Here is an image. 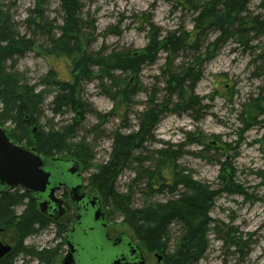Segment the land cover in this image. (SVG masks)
<instances>
[{"label": "rangeland", "instance_id": "1", "mask_svg": "<svg viewBox=\"0 0 264 264\" xmlns=\"http://www.w3.org/2000/svg\"><path fill=\"white\" fill-rule=\"evenodd\" d=\"M199 1L193 10L177 6L169 0H83L81 17L87 22L83 23L82 31L92 34L90 51L102 50V57L117 49H142L147 44V20L163 34L180 28L193 31L197 12L203 10L204 4L210 0ZM261 1L248 0L240 16L249 20L258 16L260 21L264 20ZM0 5L9 11L15 30L36 41L32 51L15 58L14 63H7L10 70L21 74L23 82L44 95L43 116L34 127H29L31 138L37 132H47L70 123L74 117L72 111L63 110V114L57 115L52 113L51 102L56 90L49 85L52 79H45L52 71L56 78L68 81L69 62L64 57L47 53L42 49L47 47L46 38L38 31L34 35L36 27L32 22L36 21V13L31 11L36 8L35 1L0 0ZM43 16L60 24L62 13L57 0H47ZM27 19L32 22L26 24ZM249 20L245 21L246 32L239 37L242 41L236 36L225 40L215 56L204 63L202 76L192 94L190 90L186 93V99L191 98L193 103L185 106L176 97L171 98L145 149L140 154L136 153L142 159L148 157V161L133 164L131 169L123 170L116 180L117 190L122 194L129 191L130 183H135L131 190V207L140 208L147 202H144V193L141 192L143 186L134 181L135 174L144 172L153 163L158 150L170 147L182 152L178 164L184 175L208 191L216 192L192 209L193 214L206 215L209 224L208 249L197 264H264V112L256 116V120L248 122L245 127H249L243 132L241 129L244 126L240 121L241 117L245 118L244 114L241 116L242 105L256 95L264 96V71L256 59L264 47V26L261 30L250 32ZM91 22L94 23V34ZM218 35L208 28L200 43L205 48ZM196 55V50L190 49L174 56L171 60L173 69L191 62ZM165 63L166 54L160 52L155 62L142 67L138 76L140 90L130 106L113 103L111 95L115 88L107 79L100 80L94 76L83 85L82 97L89 103L92 112L84 117L75 133L93 154L88 160L89 168L82 171L84 179L108 160L111 137L115 131L125 134L135 131L137 115L152 106L149 98L159 104L164 100L165 81L161 77V68ZM94 70L97 71V68ZM129 82L131 86L135 85V80ZM259 108L264 109V105ZM3 127L10 132L12 130L9 122ZM84 191L99 199L101 197L92 192L86 182ZM58 196L70 205L73 213L74 207L64 193L60 191ZM148 199L153 203H163L167 196L155 195ZM108 228L111 236L125 233L134 237L117 214L109 217ZM56 233L57 227L49 225L27 237L22 246L34 251L52 249L62 241L56 238ZM169 233L167 250L162 251L165 256L171 253L177 238L183 235V225H173ZM4 238L12 240L15 264H57L58 259L47 261L45 258L44 262H40L28 253L18 252L19 241L10 228L0 235V241ZM232 238L234 246L225 241ZM144 256L148 264H156L155 259L145 251Z\"/></svg>", "mask_w": 264, "mask_h": 264}, {"label": "trees", "instance_id": "2", "mask_svg": "<svg viewBox=\"0 0 264 264\" xmlns=\"http://www.w3.org/2000/svg\"><path fill=\"white\" fill-rule=\"evenodd\" d=\"M34 1L36 8L31 13H36V21L27 19L26 24L32 22L36 27L34 35L38 31L46 38L47 47L42 49L51 55L64 57L69 62L68 81L56 78L52 71L45 77L46 80L52 79L49 85L56 90L51 102L52 113L57 115L63 114V110H70L74 117L70 123L54 130L51 128L47 132H37L31 138L29 127H34L43 116L44 95L42 91L37 92L34 86L23 82L21 74L10 70L7 63H14L15 58L32 51L36 41L20 35L9 18V11L0 5V126L8 122L12 125V130L9 131L12 141L19 144L25 141L26 145L34 147L41 155L73 159L82 171H87L88 160L93 154L75 133L84 117L92 112L89 103L83 100V85L94 76L100 80L107 79L111 87L115 88L111 95L113 103L116 106H130L133 97L140 90L138 76L142 67L155 62L157 54L164 52L166 63L161 68V77L165 81L164 100L159 104L150 97L152 106L137 115L135 131L125 134L117 130L112 134L108 160L97 166V170L85 182L92 192L101 196L107 220L115 214L119 215L135 239L149 252L166 251L169 229L175 224L183 225L184 233L177 238L171 253L165 256L164 263L197 264L208 247L209 224L206 215L202 212L199 216L196 212L193 214L192 209H196L216 192L208 191L184 175L178 164L182 152L170 147L158 150L153 163L144 172L135 174L134 181L143 186L141 192L144 193V202H147L140 208L131 207V190L135 183H130L129 191L122 194L117 190L116 180L123 170L131 169L133 164L148 161V157L142 159L136 153L140 154L145 149L159 117L167 111L171 98L176 97L185 106L192 104L191 98L186 99V93L190 90L192 94L195 84L202 76L204 63L215 56L225 40L236 36L242 41L239 37L243 36L242 32H246L245 21L249 18L241 17L240 13L248 0H210L204 4L203 10L197 12L191 32L180 28L163 34L147 20V44L144 48L117 49L104 57L101 56L102 50L90 51L92 34L82 31L83 23L87 22L81 17L83 0H57L62 13L60 24L50 22L43 16L47 0ZM169 1L189 9L200 3L199 0ZM260 7L264 13V0ZM91 24L94 34V23ZM263 24L264 20L260 21L257 16L248 21V29L250 32L258 31ZM208 28L219 35L204 48L200 42ZM190 49L196 50L197 54L192 61L183 63L177 70L173 69L172 58ZM256 59L264 71V47ZM131 79L135 80L134 86L129 82ZM260 105H264V96L261 94L249 98L242 105L241 116L244 114L245 118L240 119L244 126L241 132L249 127H245L248 122L263 114L264 109H260ZM155 195H164L167 199L163 203L150 202L148 198ZM71 218L72 211L68 207L62 219L52 222L39 213L36 202L20 188L0 194V227L14 230L19 241L16 249L18 252L28 253L40 262H44L45 258L51 261L61 256L64 251L62 241L52 249L34 251L22 246L24 240L51 224L57 227L56 238L63 240ZM230 244L235 242L230 239ZM15 258L11 252L0 260V264H15Z\"/></svg>", "mask_w": 264, "mask_h": 264}, {"label": "water", "instance_id": "3", "mask_svg": "<svg viewBox=\"0 0 264 264\" xmlns=\"http://www.w3.org/2000/svg\"><path fill=\"white\" fill-rule=\"evenodd\" d=\"M83 183L75 160L40 155L35 148L13 144L8 130L0 126V194L22 188L37 201L39 211L53 220L65 213L63 200L55 196L62 187L76 206L58 264H144L131 238L120 234L113 241L108 239L100 202L82 191ZM10 251L9 239L0 242V260Z\"/></svg>", "mask_w": 264, "mask_h": 264}, {"label": "flooded vegetation", "instance_id": "4", "mask_svg": "<svg viewBox=\"0 0 264 264\" xmlns=\"http://www.w3.org/2000/svg\"><path fill=\"white\" fill-rule=\"evenodd\" d=\"M60 191H62V192L64 193V195L66 196V198H68V199L70 200V203L73 205V207H74V209H75V211H76V206L72 203V201H71V199H70L69 191H68L66 188H64V187H62V188L60 189ZM60 191H59V193H60ZM82 191L84 192V188H82ZM87 195H88V194H87ZM89 196H90V195H89ZM58 197H59V199L63 200V207L65 208V212L68 210V207L71 208L70 205L67 204V203L65 202V200H64L62 197H60V196H58ZM98 200H99L100 205H101V207H102V209H103V212H104V217H105L106 226H107V236H108V239H109V240L113 241V240L117 239V237H118L120 234H124L125 236L131 238V240H132L134 246L138 249L139 254L142 256V258H143V260H144V264H148V263H147L146 256H144V251H145L146 254L151 255V258H152V259H155V263H156V264H162V263L164 262V258H165V253H164V252H162V251H160V252H158V253H157V252H149L148 250H146V249H144V248L142 249V247L140 246L139 242H138L134 237L128 236V235H126L125 233H119V234L116 235V236H111L110 233H109L108 220H107L106 213H105V210H104L103 205H102V201H101L100 199H98ZM64 216H65V214L63 215V217H64ZM63 217H62V218H63ZM70 224H71V221H70V223H69V227H70ZM69 227H68V228H69ZM67 230H68V229H67ZM66 232H67V231H66ZM65 237H66V235H65ZM143 250H144V251H143ZM64 252H65V249H64L63 253H64ZM60 257H61V256H60ZM60 257H58L59 260H60ZM57 264H58V263H57Z\"/></svg>", "mask_w": 264, "mask_h": 264}, {"label": "bare ground", "instance_id": "5", "mask_svg": "<svg viewBox=\"0 0 264 264\" xmlns=\"http://www.w3.org/2000/svg\"><path fill=\"white\" fill-rule=\"evenodd\" d=\"M232 240L234 241V238H232ZM226 242H229V244H230V239L227 241V240H225ZM231 246H234L235 244H230ZM207 249H208V247H207ZM207 251V250H206ZM206 253V252H205Z\"/></svg>", "mask_w": 264, "mask_h": 264}]
</instances>
